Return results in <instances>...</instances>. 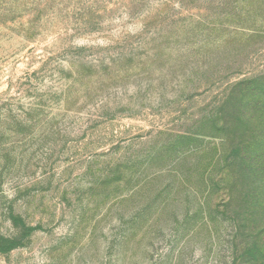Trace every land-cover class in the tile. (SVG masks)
<instances>
[{
	"label": "rangeland",
	"instance_id": "rangeland-1",
	"mask_svg": "<svg viewBox=\"0 0 264 264\" xmlns=\"http://www.w3.org/2000/svg\"><path fill=\"white\" fill-rule=\"evenodd\" d=\"M0 264H264V0H0Z\"/></svg>",
	"mask_w": 264,
	"mask_h": 264
},
{
	"label": "trees",
	"instance_id": "trees-1",
	"mask_svg": "<svg viewBox=\"0 0 264 264\" xmlns=\"http://www.w3.org/2000/svg\"><path fill=\"white\" fill-rule=\"evenodd\" d=\"M231 98V97H230ZM229 100V99H228ZM229 102V101H228Z\"/></svg>",
	"mask_w": 264,
	"mask_h": 264
}]
</instances>
